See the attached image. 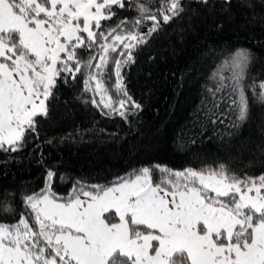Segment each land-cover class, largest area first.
Returning <instances> with one entry per match:
<instances>
[{"label":"snow or ice","instance_id":"6c2138e0","mask_svg":"<svg viewBox=\"0 0 264 264\" xmlns=\"http://www.w3.org/2000/svg\"><path fill=\"white\" fill-rule=\"evenodd\" d=\"M241 5L255 7L251 0ZM117 10L136 15L112 25ZM187 10L184 0H0V152L20 151L30 134L39 139L58 83L79 76L93 107L127 121L141 106L124 86L122 68ZM251 60L237 49L216 67L197 122L201 113L213 126L234 115L225 132L231 136L248 119V88L264 104V82L245 83ZM113 62L118 100L106 87ZM54 176L49 170L43 189L21 197L18 221H0V264H264V173L241 177L223 164L144 166L106 184L77 180L67 196L52 191ZM14 200V193H0V214L15 218Z\"/></svg>","mask_w":264,"mask_h":264},{"label":"trees","instance_id":"16d2710c","mask_svg":"<svg viewBox=\"0 0 264 264\" xmlns=\"http://www.w3.org/2000/svg\"><path fill=\"white\" fill-rule=\"evenodd\" d=\"M251 2L254 8L243 7L241 0L231 5L210 0L207 7L184 0L188 10L134 49V62L122 68L124 86L141 106L127 121L92 106V93H83V76L59 82L49 101V118L40 120L39 139L30 134L20 151L0 152V193L15 194V218L0 214V221H18L24 210L21 197L43 189L49 170L55 173L52 191L58 196H67L77 180L106 184L144 166L201 170L223 164L241 177L264 173V104L253 100L250 88L248 119L231 136L225 132L234 115L213 126L201 113L197 122L206 88L214 87L210 75L237 49L252 57L246 85L264 82V4ZM117 13L108 23L136 15ZM105 79L109 95L118 100L114 62ZM81 96L87 105L76 99Z\"/></svg>","mask_w":264,"mask_h":264}]
</instances>
